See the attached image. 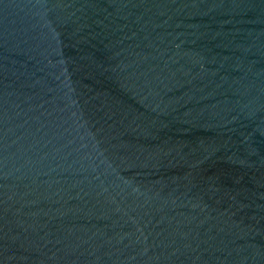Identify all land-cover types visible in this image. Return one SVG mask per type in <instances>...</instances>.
I'll return each mask as SVG.
<instances>
[{
	"label": "water",
	"instance_id": "95a60500",
	"mask_svg": "<svg viewBox=\"0 0 264 264\" xmlns=\"http://www.w3.org/2000/svg\"><path fill=\"white\" fill-rule=\"evenodd\" d=\"M0 264H264V0H0Z\"/></svg>",
	"mask_w": 264,
	"mask_h": 264
}]
</instances>
